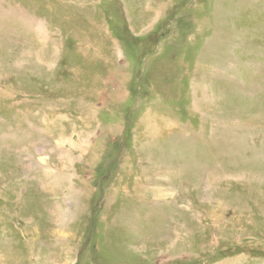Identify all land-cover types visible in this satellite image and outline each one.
I'll list each match as a JSON object with an SVG mask.
<instances>
[{
    "label": "rangeland",
    "instance_id": "1",
    "mask_svg": "<svg viewBox=\"0 0 264 264\" xmlns=\"http://www.w3.org/2000/svg\"><path fill=\"white\" fill-rule=\"evenodd\" d=\"M0 264H264V0H0Z\"/></svg>",
    "mask_w": 264,
    "mask_h": 264
}]
</instances>
